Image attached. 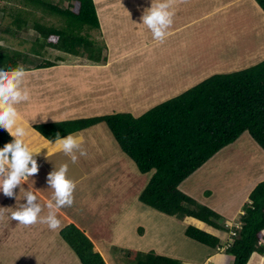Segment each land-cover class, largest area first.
<instances>
[{
	"label": "rangeland",
	"instance_id": "obj_1",
	"mask_svg": "<svg viewBox=\"0 0 264 264\" xmlns=\"http://www.w3.org/2000/svg\"><path fill=\"white\" fill-rule=\"evenodd\" d=\"M92 1L94 4L95 0ZM219 1L184 0L175 13L176 24H189L190 20L196 18L202 9L210 10L212 4H217ZM225 1L223 0V2ZM47 2L55 3L61 6L60 8L64 6L63 4L60 5L58 0H47ZM198 3L200 5L197 8ZM128 4L131 6L130 1ZM94 6L96 8V4ZM99 6L100 4H98V8ZM98 8L96 11H103ZM0 9L5 11L4 21L7 25H11V18L13 19L12 23L21 19L28 22L29 27L26 29L23 26H20L19 30L12 29L19 31V33L16 32L18 36L0 32V54L8 56L4 55L7 57L6 64L12 60L26 66L24 68L26 76L23 87L28 90L30 99L16 105V107L19 117L21 115L26 123L24 119L20 118V120L24 125L30 124L31 128L33 125L42 123L69 121L109 114L127 113L137 118L151 108L198 85L209 77L200 79L208 71L211 73L210 76L217 73H232L264 61V13L254 0H246L245 2L230 0L229 8L211 18L199 16L192 30L189 29L186 32L179 33L180 35L174 38V41L177 42L176 49L170 54L166 48V51L160 49L164 55H160L154 61L142 64L137 60H133L125 65L126 69L135 72H140L143 67L149 66L152 69H157L158 75H160L157 76L156 73L147 72L146 84L138 89V95L137 91L130 92L138 87L139 81L128 90L111 87L114 90H111L112 92L107 89V86H101L97 82L98 85H95L93 91L91 88L85 89L84 87L87 86V78H82L79 74L77 77L76 74L67 76L72 74V67L86 65L80 62L75 63L70 58H66L65 61L58 60L48 47H43L41 43L34 42L37 33L32 24H40L45 28L51 27L68 34L87 36L90 40L98 43H102V40L109 49L111 44L105 42L108 39L106 36H109V42H111V36H114L111 29L115 27L108 26L109 23L104 14H101V17L97 12L100 27L99 29H91L71 18L63 17L49 10L23 5L20 0H0ZM106 12L110 13L111 11L108 9ZM124 18L122 15L121 18L119 17L118 22H124ZM40 40L44 41L43 39ZM161 47L163 48V46ZM178 55L189 58V62L186 65H175L176 63L171 59L176 58ZM59 56L63 55L59 54ZM207 58L209 61L206 63L201 60ZM46 61L55 65L43 68L37 67V65ZM233 62L238 66L233 68ZM161 64H163V69H160ZM99 67L104 70L103 66ZM188 71L189 73H187ZM96 72L91 71V73ZM141 73L143 74V71ZM91 79L90 77L89 81ZM170 79L172 85L167 90L166 84L170 82ZM189 80L192 81L191 84L193 85L184 88V83L189 82ZM61 82L63 85H59ZM145 88H148V90L145 91ZM86 91L93 93L88 97L84 95ZM141 93L148 94L141 96ZM155 93L159 95H155ZM171 93L174 95H171ZM104 94L108 95L104 96ZM167 94L169 97L166 98ZM94 101L99 103L104 101L105 107L96 110L93 108ZM75 116L77 117L73 118ZM100 126L105 130V133L95 137L98 141L97 144L100 143V145H97L92 154L87 153V156L83 157L79 149L75 148L77 151L73 152L76 154L75 163L72 162V157L69 160L67 154L63 153H57V156L62 158L61 161L58 160L61 158L56 160V156H54L47 158L48 163H51L55 170H59L62 164H67L68 173L79 176L87 171L90 175L103 166L102 155L111 154L112 152L123 154L107 126L104 123ZM109 136L112 138L111 141L107 140ZM82 137H84V140L80 144H87V146L92 144L85 133L82 134ZM239 138L237 141L239 147L246 143L248 148L238 149L239 154L236 152V155L231 157L224 153L227 147L219 152L218 156L207 161L205 165L183 181L179 187L182 193L193 198L198 204L218 213L221 216L219 224H225L228 228L239 226L237 219L242 214L243 206L248 203L249 193L258 183L264 181V152L251 140L247 133H243ZM105 141L108 143H105ZM56 145L57 143L50 142L47 148ZM41 149L45 150L46 148L42 146ZM122 158L124 160L120 158L121 163L117 162L116 167L112 170L107 169L101 172L96 181L92 178H86L75 194V198L78 200L82 198L88 200L83 201L86 207L82 211V225L91 223L92 227L90 229L97 238L99 248L102 249V245H104L108 251L98 253L106 259L108 264H135L147 253H154L180 261L202 263L205 253L208 254L211 249L186 238L184 235L185 229L196 227L215 236H219L221 232H217L211 226L200 223L195 219L168 217L141 205L138 197L153 176L154 170L141 174L130 159L126 156ZM104 169L106 168L104 167ZM91 207L95 213L90 215L87 213ZM232 234V232L223 233L222 240L224 238L225 246L232 243ZM50 235L53 236V234ZM56 238L60 240L59 234ZM222 240H219V244H222ZM18 249L27 252L24 245ZM71 251L73 250L71 249ZM53 252V250H50L44 254V264H48L55 256ZM55 252L59 254L57 250ZM7 253L13 255L15 252ZM61 256H64V259L71 264L69 252H64ZM209 256L212 257V254H209ZM53 263L55 262L51 261L50 264ZM211 264H233V260L230 256L221 253L215 257V262Z\"/></svg>",
	"mask_w": 264,
	"mask_h": 264
},
{
	"label": "trees",
	"instance_id": "obj_2",
	"mask_svg": "<svg viewBox=\"0 0 264 264\" xmlns=\"http://www.w3.org/2000/svg\"><path fill=\"white\" fill-rule=\"evenodd\" d=\"M58 1L60 5H64L62 8L47 0H20L28 7L49 10L91 29H99L92 0ZM254 2L264 13V0ZM5 17V11L0 9V32L18 36L16 32L19 31L12 30L13 28L19 30L20 26L24 29L29 27L28 22L23 19L12 23L11 18V25H7ZM32 27L37 33L34 42L48 47L58 60L70 58L75 63L80 62L86 66L105 65L108 49L102 40V43H98L87 36L64 33L40 24H32ZM59 54L63 56L60 57ZM4 55L0 54V68L12 69L18 65L26 67L12 60L6 64L8 56ZM54 65L46 61L37 67ZM102 123L107 126L121 152L134 163L139 173L146 174L154 170L153 176L138 197L143 206L168 217L192 218L215 230L232 232V243L223 253L232 258L233 264H247L253 253L264 257V181L249 193L248 203L243 206L242 214L237 219L239 226L232 228L219 224L221 216L218 213L198 204L179 188L183 181L207 161L237 142L243 133H247L264 152V61L241 71L211 75L137 118L120 113L42 123L30 127V139H42L49 141V144L57 141V134L60 139H64L70 134ZM12 140L9 133L0 128V148ZM59 235L73 250L80 264H106L94 249L93 243L73 224L64 227ZM184 235L211 250L220 248L216 236L196 227H187ZM135 264L184 263L147 253Z\"/></svg>",
	"mask_w": 264,
	"mask_h": 264
},
{
	"label": "crops",
	"instance_id": "obj_3",
	"mask_svg": "<svg viewBox=\"0 0 264 264\" xmlns=\"http://www.w3.org/2000/svg\"><path fill=\"white\" fill-rule=\"evenodd\" d=\"M129 1L131 2V6L128 4ZM238 1L245 2L246 0H238ZM182 2H184V0H172L170 11L176 13L177 8L180 7ZM151 3L152 0H98V1L95 0L94 2V5L96 4L95 9L97 10L98 4H100L98 9L103 10L101 12L96 11V13L98 12V15H100L101 17H102L101 14H104L106 16V20L109 23L108 26L115 27L114 29H111V31L113 32L112 35H114L111 36L110 39L112 43L109 42V36H106L108 39L105 40V42H108L111 45L110 48L108 49L106 63L105 65H102L104 70H102L101 69L102 67L99 66H82L83 68L74 66L71 69L72 74L67 76H73L76 74L77 77V75L79 74L82 76V78H87L86 80L87 86L84 87L85 89L91 88L93 89V91L95 89V85H98L97 82H99L101 86L104 87L107 86V89H109V91L112 92L114 90L111 87H117V89L119 90H128L131 86L135 85L137 81H139L138 87L135 88L134 91L130 92L132 93L137 91L136 93L138 95V89L146 84L147 72L156 73L157 76L160 75H158L157 69L155 68L152 69V67L149 66L143 67L142 70L143 74L141 73L142 71L135 72L134 70L132 71L128 70L125 67L127 63L133 60L134 61L137 60L139 63L142 64L154 61L155 58L159 57L160 55H164V53H162L160 49H164V51L168 50L170 54V52H173L176 49L177 42L174 41V38L180 35L179 33H182L183 31L186 32L189 29L192 30V27L195 25V22H197L199 16H202L204 18H211L214 15L219 14L223 10L229 8L230 6V0H226L225 2H223V0H220L217 4H212V8L210 10L202 9L201 13H199V15L196 16L197 19L193 18L190 20L189 24H185V25L179 23L176 24L177 18L174 15L173 25L168 30L169 34L164 40V42L161 43L153 39L151 31L147 29L145 25L141 24L142 22L141 17L144 13V10L150 8ZM199 5L200 3L197 4V8ZM106 8L110 9L111 12L110 13L106 12L108 10ZM122 15L125 17L124 18L125 20L124 22L119 23L118 22L119 17L121 18ZM166 41L167 43L165 44ZM161 46H163V48ZM164 57L166 58V56ZM171 60H173V62L176 63L175 65H179V66L186 65L189 62V58L180 57L179 55L174 59L172 58ZM201 60H204L205 63L209 61L208 58ZM161 63L163 62L161 61ZM232 66L234 68L238 65L233 62ZM84 68L86 69L84 70ZM175 68L177 69L176 66ZM160 69H163V64H161ZM105 70H107L108 72H106ZM91 71H97V72L91 73ZM187 73H189V71ZM210 74L211 73L208 71L205 73V75L202 74L203 76L200 77V79L206 78L210 76ZM199 76L200 74L198 75V77ZM90 77L92 79L89 81ZM182 81L184 80L182 79ZM191 83H192L191 80H189V82L184 83L185 85L184 88H188L192 86L193 84ZM59 85H63L62 82ZM171 85L172 82L170 79V82L166 84L167 90L170 89ZM176 89L179 90L178 87H176ZM146 90H148V88H145V91ZM92 93L93 92L86 91L84 95L90 97ZM108 94H104V96ZM147 94L148 93H141V96H145ZM155 95H159V94L155 93ZM171 95L174 94L171 93ZM167 97H169L168 94L166 98ZM101 107L102 108L105 107L104 101L101 103L94 101L93 108L99 110L102 109ZM76 117L77 116L73 118ZM20 118H22L21 115ZM23 119L24 118H22V120ZM24 122L26 123V120ZM100 125L101 124L73 134V135L78 134V136L82 138V140H84L85 136L82 137V134L85 133L87 135V138L89 137V140L92 141V144H89L90 146L89 145L87 146V144H79V147L77 148L79 149L80 153L86 152L92 154L94 149H96L97 145H100V143L97 144L98 141H96L95 139L97 135L99 134L102 135L103 133H105V130H103V128H101ZM107 140L111 141L112 138H110L109 136V138L107 137ZM31 142H32V147L34 149L40 150L37 155L33 156V158L37 161L38 164V172L36 174H33V176L29 177L27 179V182H22L21 186L15 188L13 190L14 196L9 197L4 195L3 192H0V264H28V263L44 264L45 263L44 254L50 250H53L54 251L53 254L55 255L51 260L55 262L53 264H69V262H67L64 259V256H61L63 255L64 252H69L71 264H80L73 251H71V248L63 240H61V238L60 240L56 238L57 234H59L60 231L69 224H73L76 228L82 231L85 234V236L93 243L94 249L97 252H108L104 245H102V249L99 248L97 244V238L93 234V231L90 229V227H92L91 223L88 225H82L83 222V220H81L83 213L82 211L86 207V204H84L83 201L86 202L88 200H86L85 198L78 200L75 198V194L78 188L83 185L86 178L88 179L92 178L96 181L101 172H104L107 169L112 170L114 167H116L117 162L121 163L120 158L124 160V158L122 157H124L125 155L118 153L116 154L115 152H112L111 154L106 153L105 155H102L103 166L98 168L90 175H88L87 171L83 172L79 176L67 172L66 173L67 178L73 180L76 183V188L74 189L73 192L74 203L71 207L64 206L57 209L55 195H54L55 190L52 189L50 184L48 183V178L50 173L58 170H55L52 167L51 163H48L47 158L56 156V160H57L58 158H61L60 156H57V153L62 154L63 152L57 150L56 147L47 148V146L50 145V143L48 144L47 141L42 139L39 140L35 139L33 141L31 139ZM55 143H57V141H55ZM105 143L108 142L105 141ZM236 144L234 143L231 146H229L224 151L225 155H229L232 157L236 155V152L237 154H239L238 149L242 147L248 148V145L246 143H244L245 145L241 147H239L240 146L239 144L237 145ZM42 146H45L46 149L45 150L41 149ZM102 150L105 152L104 149ZM74 151H76L75 148L72 150L71 153L67 154L69 160H71L70 157L76 155L73 153ZM97 151L99 152L98 149ZM83 157H85V155H83ZM226 157L229 158L228 156ZM58 160L61 161L62 158ZM106 162L109 163L106 164ZM29 167H31L30 164ZM104 167L106 169L103 170ZM99 181H103V180H99ZM29 190L33 191V193L37 195V199L33 203L41 207V212L38 214L39 218L41 219L46 218L50 212L55 211L57 218L61 221V227L59 229L51 230L46 223H41V222H38L30 226H24L21 225L18 221L12 219L11 216L12 212L17 210L19 206L27 204V199L24 193ZM49 203L53 205V208L51 209L48 208L47 205ZM94 213L95 211L91 207L87 214L91 215ZM215 231L218 232V230ZM219 232H221L220 235L216 237L222 240V236L224 232L223 231H219ZM50 234H53V236ZM13 240H15V242H13ZM224 244L225 241L223 238L222 244H220V248L217 250H210L208 254L205 253L204 261H202V263L211 264L212 262H215V257L218 254L223 253L224 249L227 247ZM23 245L25 246V248H27V252L18 249L19 247H23ZM55 250H57L59 254H56ZM7 252H15V253L11 255ZM198 254L200 255V253ZM209 254H212V257L209 256ZM103 259L106 262V264H108L106 259L105 258ZM51 261H49L48 264H50ZM181 261L184 262V264H197L192 261H185V260H181ZM202 263H198V264H202ZM247 264H264V258L254 253Z\"/></svg>",
	"mask_w": 264,
	"mask_h": 264
},
{
	"label": "clouds",
	"instance_id": "obj_4",
	"mask_svg": "<svg viewBox=\"0 0 264 264\" xmlns=\"http://www.w3.org/2000/svg\"><path fill=\"white\" fill-rule=\"evenodd\" d=\"M172 0H152L151 7L144 10L141 24L145 25L152 33L153 39L163 43L168 36V30L173 25L175 13L170 11ZM26 71L18 65L12 69L0 68V128L6 130L13 138L0 148V192L4 195L14 196V189L21 186L22 182L38 172L37 161L33 158L40 150L32 147L30 139V124L24 125L20 120L16 105L30 99L29 92L23 87ZM82 138L70 134L66 139H60L57 134V150L65 154L79 147ZM87 156V153H81ZM76 162V157H72ZM29 164L31 167H29ZM68 165L62 164L58 171L50 173L48 183L55 190L56 208L71 207L74 203L73 192L76 183L67 178ZM27 204L19 206L12 212V219L21 225L30 226L38 222L46 223L51 230L61 227V221L56 212H50L46 218H39L41 207L33 202L37 195L29 190L24 193ZM48 208H53L49 203Z\"/></svg>",
	"mask_w": 264,
	"mask_h": 264
},
{
	"label": "bare ground",
	"instance_id": "obj_5",
	"mask_svg": "<svg viewBox=\"0 0 264 264\" xmlns=\"http://www.w3.org/2000/svg\"><path fill=\"white\" fill-rule=\"evenodd\" d=\"M98 1V0H97Z\"/></svg>",
	"mask_w": 264,
	"mask_h": 264
}]
</instances>
